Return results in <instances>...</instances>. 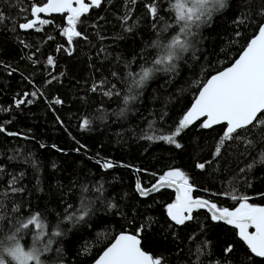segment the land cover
Masks as SVG:
<instances>
[{
	"label": "trees",
	"instance_id": "obj_1",
	"mask_svg": "<svg viewBox=\"0 0 264 264\" xmlns=\"http://www.w3.org/2000/svg\"><path fill=\"white\" fill-rule=\"evenodd\" d=\"M150 2L103 0L101 7L90 9L77 26L87 38L74 37L69 46L61 35L67 27L66 15L41 17L51 23L38 25L39 32L22 33L15 24L31 18V3L0 0V11L8 17L0 23V125L6 128L0 133V166L4 169L0 191L7 190L13 175L18 177L15 187L23 189L9 192L3 201L0 213L5 219L0 228L8 229L9 218L14 221L33 213L42 215L49 234L60 222L63 235L52 237L51 250L43 256L45 264H91L118 234H135L141 225L145 226L141 232L144 250L163 257V264H264V259L252 256L235 230L213 222L203 210H196L195 218L184 225H175L165 207L174 201L172 191L160 189L140 198L130 170L139 169L141 186L149 188L165 171L178 168L188 175L196 197L233 209L238 201L229 194L235 190L237 195L248 196L249 203L264 205V163L258 162L264 143L246 148L240 141L226 142L221 154L213 158L224 125L204 130L201 122L176 138L181 148L142 138L145 133L167 135L174 131L198 87L234 62L257 25L264 22V17L257 15L264 0H226V6L193 38L195 54L191 50L185 53L175 72L156 73L139 90L138 98L125 106L126 83L111 74L118 72L123 78L126 64L139 71L145 62L142 55L148 61L155 57V49H145L157 38L145 7ZM158 3L164 18L156 21L159 27L165 21L171 23L172 15L166 10L168 0ZM125 16L128 19L122 22ZM128 26H133L132 33L125 31ZM170 33L171 29L163 36ZM49 56L53 65L47 64ZM100 81H105L103 87L92 91ZM113 84L121 95H103ZM33 92L35 96H24ZM19 98L33 102L17 107ZM56 99L62 103H55ZM122 108L126 110L121 116ZM84 119L90 120L86 129L80 127ZM8 132L20 135L9 136ZM251 138L256 139L255 134ZM97 160L112 161L116 167L103 171ZM206 161L210 163L203 170L196 167ZM249 164L254 165L251 170ZM101 183L102 196L95 191ZM82 186L89 189L83 195L95 200L90 215L78 223L63 221L68 205L73 206L69 211L79 207ZM107 203L115 207L109 208ZM13 204L20 206L19 213H11ZM34 232H26L22 243L30 246ZM229 244L233 251L225 255Z\"/></svg>",
	"mask_w": 264,
	"mask_h": 264
},
{
	"label": "snow or ice",
	"instance_id": "obj_2",
	"mask_svg": "<svg viewBox=\"0 0 264 264\" xmlns=\"http://www.w3.org/2000/svg\"><path fill=\"white\" fill-rule=\"evenodd\" d=\"M137 0H130L135 4ZM103 0H44L41 5L32 3L30 6V17L25 22L15 24L20 30L35 29L41 31V27L51 23V21L42 19L40 14H67V27L62 28L61 35L67 38L68 45L73 44L74 37H83V33L78 31L77 26L83 23L82 17L89 13L92 8L101 7ZM226 6V0H168L167 11L172 15V22H164L162 26L157 25L156 21L164 18L160 16V4L158 0H151L146 4L147 13L153 20L152 27L156 31L157 38L150 44L145 45V49L152 48L156 50L155 57L148 61L146 56H141L145 62L140 64L139 71H134L130 64H126L127 72L123 78L118 72H112V76L126 83L127 94L123 96L125 106L131 101H135L139 96V90L158 72H175L178 64L185 53L190 50L195 54L193 38L197 36L198 30L202 25L208 23L213 14ZM257 15L264 17V8L258 10ZM127 16L122 18L126 22ZM8 20V17L0 11V23ZM39 25V26H38ZM171 29L169 36H163V33ZM128 33L133 32V26L125 28ZM237 35H240L238 32ZM87 38V37H83ZM49 39H52L50 36ZM24 43V41H21ZM26 47L28 45H25ZM60 47H63L61 45ZM142 49V53L145 51ZM59 50V48H58ZM71 54L69 49H65ZM52 56L47 58V64L53 65ZM55 79V77H53ZM51 81H49L50 83ZM105 81L94 84L92 91H97L103 87ZM198 95L195 96L191 107L178 120L177 125L170 134H152L145 133L142 137L148 140H163L168 144H174L176 148L182 145L177 141V137L193 125L196 121H201L200 127L210 129L214 125H224V130L215 144L213 158L221 154L226 142L240 141L246 148H253L256 144L264 143V22L257 25V31L247 42L238 58L226 67L217 72L202 83L198 89ZM35 96L36 93H25L24 96ZM103 95L111 97L120 96L121 92L113 84L111 88L104 90ZM31 99L25 100L19 98L15 100V105L31 104ZM57 104L61 100L54 101ZM126 108H122L118 115H124ZM203 118V119H201ZM90 120L84 119L80 124L82 129H86ZM152 129V125H149ZM6 132V128L0 125V133ZM255 134L256 139H253ZM9 136H17L19 133L8 132ZM44 147V145H41ZM53 147H56L53 145ZM81 147H84L81 145ZM60 151V149H57ZM79 151V149H77ZM15 157H11L14 159ZM35 165V161H32ZM259 163H264V150L259 154ZM97 164L103 169L113 168L112 161L97 160ZM205 163H197L196 167L203 170ZM55 166V165H53ZM128 167V165H122ZM254 165L249 164V170ZM4 169L0 166V172ZM137 171H140L137 169ZM245 169H241L244 172ZM22 175V174H21ZM18 177L15 175L8 181L7 190L0 191V209L4 208L3 201L7 199L9 192L17 193L23 191L15 187ZM172 188L175 190V199L167 204L166 211L169 219L175 225H184L186 221L193 220V213L199 209H207L213 222H223L231 225L238 230L237 235L244 242L248 250L256 257L264 258V206H258L249 203V197L246 195H237L235 190L230 193L233 201H238L235 208L220 207L216 203L202 198H194L192 192L194 185L190 183L188 175L178 168H172L159 176L157 182L151 188L141 186L139 180L136 182L135 189L141 196H148L160 188ZM89 189L87 186L81 188V198L79 207L73 211L72 205L65 208L63 221L78 223L90 215L95 200L83 195ZM95 191L103 195V184L95 187ZM261 195H264L262 193ZM109 208L115 207L112 203H107ZM11 213H19L20 206L13 204ZM5 216L0 213V221ZM61 221V222H63ZM59 223L47 233L46 221L40 213H33L25 218L17 217L14 221L8 219V229L0 228V264H45L43 256L51 250L53 243L52 237L63 235L59 228ZM144 225L136 229L135 234L121 232L117 235L103 253L96 259L95 264H163V257H154L144 250L142 245L141 232ZM35 229L30 246L22 243L24 234ZM254 229V231H250ZM45 237H48L45 239ZM208 242H204V247ZM233 251V246L229 244L225 249V255Z\"/></svg>",
	"mask_w": 264,
	"mask_h": 264
},
{
	"label": "water",
	"instance_id": "obj_3",
	"mask_svg": "<svg viewBox=\"0 0 264 264\" xmlns=\"http://www.w3.org/2000/svg\"><path fill=\"white\" fill-rule=\"evenodd\" d=\"M27 2H29V3H35L37 0H26ZM41 15V17H57V16H61V15H67L66 13L65 14H59V13H51V14H40ZM32 29H30V30H27V31H24V30H20L21 32H23V33H28V32H30ZM238 58V57H237ZM230 66V65H229ZM224 70V69H223ZM216 74V73H215ZM215 74H213V75H215ZM211 77V76H210ZM209 77V78H210ZM197 95H198V93H197ZM193 102H194V100H193ZM192 102V103H193ZM191 103V104H192ZM190 107H191V105H190ZM189 107V108H190ZM188 108V109H189ZM201 119H203V118H201ZM197 122H201V121H196V122H194V124L195 123H197ZM193 124V125H194ZM191 126V125H190ZM217 126H221V125H214L213 127H217ZM212 127V128H213ZM211 129V128H210ZM204 130H209V129H204ZM116 166H114L113 168H110V169H103L102 168V170L103 171H107V170H112V169H114ZM118 167V166H117ZM132 172H133V174H134V177H135V185H136V182L139 180V182H140V179H139V177H138V174H137V171L136 170H134V169H130ZM157 182V181H156ZM141 183V182H140ZM155 184V183H154ZM149 188H151V187H149ZM160 189H169L170 191H172V193L174 194V199H175V190L174 189H172V188H160ZM159 189V190H160ZM135 191H136V189H135ZM157 191H154V192H152V193H150L149 195H152V194H154V193H156ZM136 193H137V195L140 197V198H145V197H148V196H141L137 191H136ZM198 198H201V197H198ZM202 199H204V198H202ZM205 200H207V199H205ZM264 206V205H263ZM199 210H203V211H205L206 213H208L209 215H210V213L208 212V210L207 209H199ZM220 223H222V224H224L225 226H227L228 228H231V229H233V230H235L236 231V235H237V232H238V230L237 229H235L233 226H231V225H226L225 223H223V222H220ZM250 231H254V229H250ZM119 235V234H118ZM237 238L239 239V237H238V235H237ZM240 240V239H239ZM243 244H244V242L242 241V240H240ZM245 245V244H244ZM109 246V245H108ZM107 246V247H108ZM246 246V245H245ZM106 247V248H107ZM247 247V246H246ZM105 248V249H106ZM104 249V250H105ZM248 249V248H247ZM103 250V251H104ZM103 251L101 252V254L103 253ZM250 251V250H249ZM251 253V252H250ZM100 254V255H101ZM252 254V253H251ZM99 255V256H100ZM99 256L96 258V259H98L99 258ZM252 256H254L255 258H258V259H264V258H261V257H256L254 254H252ZM96 261V260H95ZM95 261H93L91 264H95Z\"/></svg>",
	"mask_w": 264,
	"mask_h": 264
},
{
	"label": "flooded vegetation",
	"instance_id": "obj_4",
	"mask_svg": "<svg viewBox=\"0 0 264 264\" xmlns=\"http://www.w3.org/2000/svg\"><path fill=\"white\" fill-rule=\"evenodd\" d=\"M44 18H46V17H44ZM19 30H20V29H19ZM32 30H33V29H32ZM32 30H31V31H32ZM31 31H30V32H31ZM22 33H23V32H22ZM28 33H29V32H28ZM192 196H193L194 198H198V197L194 196V190H193V192H192Z\"/></svg>",
	"mask_w": 264,
	"mask_h": 264
}]
</instances>
